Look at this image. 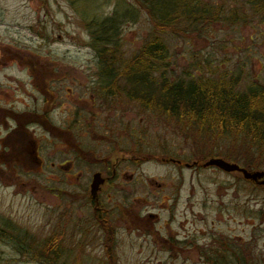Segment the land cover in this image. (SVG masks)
I'll use <instances>...</instances> for the list:
<instances>
[{
	"label": "rangeland",
	"instance_id": "obj_1",
	"mask_svg": "<svg viewBox=\"0 0 264 264\" xmlns=\"http://www.w3.org/2000/svg\"><path fill=\"white\" fill-rule=\"evenodd\" d=\"M205 1L230 7L239 2ZM94 2L85 0V7ZM99 2L104 5L97 7V15H109L114 0ZM149 30V21L141 12L135 22L123 24L121 41L126 55L139 48ZM165 39L177 75L184 69L206 73L204 64L209 61L219 73L240 75L241 88L253 82L264 83V25L250 13L247 23L229 26L219 22L204 26L199 34L190 33L186 38L167 35ZM88 40L68 0H0V91L7 90L9 94L4 102H12L18 109L25 106L32 109L35 94L31 77L45 76L39 73H47L46 68H55V78L77 77L83 82L85 78L95 77L96 61L85 45ZM195 60L201 61L202 69L193 65ZM27 63L36 68L26 69ZM127 108L123 114L107 113L113 134L102 129L93 132L89 127H75L76 117L65 113L63 107L57 108L51 117L55 125L67 130L62 136L34 128L41 165L32 161L24 164L0 161V227L7 223L11 237H25L26 245L33 241L38 248L54 232H60L58 244L62 256L56 264H109L102 236L92 227L91 208L81 200L78 186L87 185L92 173L102 169L99 159L117 149L142 156H175L185 159L189 168L154 160L140 164L125 162L115 185L104 188L111 197L109 206L121 203L127 209L125 219L117 218V212L113 215L114 264H211L200 259L193 246H189L188 254L177 259L161 252L156 238L168 236L171 231L180 239L189 234L188 242L198 246L209 245L218 233L243 240L249 236V244L259 257L263 255L260 264H264V189L237 172L195 168L192 166L194 145L190 140L185 143L179 134L163 127L157 115L140 113L134 104ZM4 134V128L0 127V135ZM94 134L103 136V140H97ZM106 138H110V143ZM75 144L83 151L78 153L81 157L78 161H73L77 156L71 145ZM9 152L7 149L5 153ZM71 161L77 164H72L69 172L57 167ZM52 162L54 167L50 165ZM75 193L77 198L71 195ZM135 212L143 217L141 225L127 218V214ZM148 213L155 215V227L160 233L148 234V220H144ZM24 248L22 252L17 243L0 241V264H41L30 261V250Z\"/></svg>",
	"mask_w": 264,
	"mask_h": 264
},
{
	"label": "trees",
	"instance_id": "obj_2",
	"mask_svg": "<svg viewBox=\"0 0 264 264\" xmlns=\"http://www.w3.org/2000/svg\"><path fill=\"white\" fill-rule=\"evenodd\" d=\"M68 1L89 37L85 45L95 57L93 75L97 93L111 97V101L123 102L126 110L129 104H134L140 113L157 115L163 127L179 134L185 143L190 140L197 169L203 168L201 164L209 158L219 157L251 170H263L264 83L253 82L241 88L240 75L219 73L209 61L204 64L206 73L184 69L177 75L165 36L186 38L219 22L229 26L247 23L249 13L264 25V0H239L233 7L205 0H114L112 12L105 16L96 12L98 6L104 5L100 0H94L89 8L85 7V0ZM139 12L146 15L150 30L139 48L126 55L121 41L122 26L135 22ZM193 62L197 69L203 68L200 60ZM112 157L124 158L131 164L171 158L142 156L125 149H117ZM127 218L134 220L132 214ZM92 225L103 231L104 254L108 263L114 264L113 218L110 213L96 211L92 214ZM8 230L7 223L0 227V241H13L22 252L27 246L30 261L56 264L61 259L60 232H54L38 248L33 241L26 245L25 237H11ZM213 238L207 246L195 245L202 260L211 264H260L261 259L255 256L250 244L249 259L245 252L217 259L218 236Z\"/></svg>",
	"mask_w": 264,
	"mask_h": 264
},
{
	"label": "flooded vegetation",
	"instance_id": "obj_3",
	"mask_svg": "<svg viewBox=\"0 0 264 264\" xmlns=\"http://www.w3.org/2000/svg\"><path fill=\"white\" fill-rule=\"evenodd\" d=\"M27 64L28 65L25 67L26 69L36 68L34 64ZM46 69H48L47 73L43 71L40 72L39 75L48 76L50 74L51 76L49 78H46L45 76L31 77L30 85L33 94H35L33 96L34 106L32 109L28 106H25L23 109H18L14 107L12 102L7 104V102H4L9 99L7 90L0 91V97L3 98L0 99V127H3L5 131L4 135H0V161H3V159L18 163L21 161L23 164L32 161L33 163L41 165L42 158L38 156L39 143L34 136L36 130L34 128L43 129V132L45 131L54 136H57V134L62 136L64 132H67V130L61 129L62 126L55 125L54 122L51 121V117L54 115L53 112L57 108L61 109L63 107L65 113H70V115L76 117L73 122L75 127H78V125L85 126L86 128L89 127L93 132H97L100 129L110 132L113 127H109V122L106 118L107 113L120 111L123 114L126 110L123 102H116L115 99H112L111 101V97L104 98L97 93L98 88L96 86L95 77L90 79L85 78V81L83 82L79 81V78L77 77L69 79L65 77L55 78V68L51 67ZM67 84L71 86H65ZM0 86H2V84H0ZM59 100L62 101L59 102ZM111 133L113 134V131H111ZM95 137L97 140H103V136L95 135ZM106 139L108 141L110 140V138ZM114 141L115 139L112 141L115 144L116 142ZM117 145H120V143ZM71 148L76 151L75 155L77 156L73 161L81 160L78 153H83V151L78 144L71 145ZM7 149L10 150L8 154L5 153ZM14 151L15 153H13ZM114 152H116V150L107 154L104 158L99 159L102 169L92 173L89 183L85 185L86 187L79 185L78 190L81 192V200L86 201V206L91 208L90 210L92 214L96 211H102L103 213H110L113 218L114 213L117 212V218L122 216V219H125L127 212L126 207L121 203L114 204L112 207L109 206L107 202L111 200V197L110 195H106V190L104 189L106 186L115 185L120 175H122L120 172L121 165L128 162L124 158H113L112 154H114ZM161 162L174 164L178 168H189V166H187V161H184L183 159L171 157L167 160H161ZM75 163L77 164V162ZM75 163L72 161L66 162L58 164L57 167L64 171L68 170L67 172H69V170H71L70 167ZM50 165L53 167L55 166L53 162L50 163ZM96 173H99L101 179L104 181L99 185L97 192L93 196L90 191V185L93 175ZM80 176L81 173L77 174V179H79ZM71 195L77 198L76 193ZM118 208H121V210L119 211ZM133 217L134 222L136 221L137 223H140V225L141 222L143 223L141 220L143 217L141 215L135 212ZM153 218H155V215L151 213H148L144 217V220H148L146 222V227L150 228L148 234L159 232L155 227L156 220ZM170 229H172V227ZM97 231L101 236L103 235L101 229L97 228ZM217 235L218 241L215 245L217 259L220 260L224 257H232L236 252H245L249 259V236L243 240L240 237H232L229 235H223L222 233H218ZM188 237L189 234L185 236L184 239H180L177 233H172L171 231L168 236L159 235L156 239L159 241L158 245L162 249L161 252L167 253L172 259H177L183 257L182 255L184 254H188L189 246H193V250H195L196 254L199 256L200 253L197 252L199 249L195 247V244L191 245V243L188 242ZM254 254L257 258H262L263 256L262 254H259V257L256 252Z\"/></svg>",
	"mask_w": 264,
	"mask_h": 264
},
{
	"label": "water",
	"instance_id": "obj_4",
	"mask_svg": "<svg viewBox=\"0 0 264 264\" xmlns=\"http://www.w3.org/2000/svg\"><path fill=\"white\" fill-rule=\"evenodd\" d=\"M194 162L192 165H196ZM204 168L206 167H215L226 173H240L245 180L251 181L257 185L264 186V171L261 170H251L248 167H241L236 163L226 161L222 158H209L204 163L201 164ZM187 166H190L187 164ZM103 179H101L100 174L96 173L93 175L92 182L90 185L91 194L97 192L99 185L103 183Z\"/></svg>",
	"mask_w": 264,
	"mask_h": 264
}]
</instances>
